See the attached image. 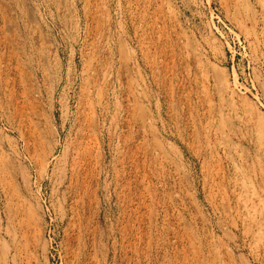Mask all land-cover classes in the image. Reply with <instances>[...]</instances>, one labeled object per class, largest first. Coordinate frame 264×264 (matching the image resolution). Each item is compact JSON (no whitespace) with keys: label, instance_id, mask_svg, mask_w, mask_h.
<instances>
[{"label":"rangeland","instance_id":"rangeland-1","mask_svg":"<svg viewBox=\"0 0 264 264\" xmlns=\"http://www.w3.org/2000/svg\"><path fill=\"white\" fill-rule=\"evenodd\" d=\"M0 264H264V0H0Z\"/></svg>","mask_w":264,"mask_h":264}]
</instances>
